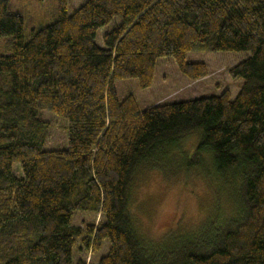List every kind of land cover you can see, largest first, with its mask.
I'll use <instances>...</instances> for the list:
<instances>
[{
  "label": "trees",
  "instance_id": "1",
  "mask_svg": "<svg viewBox=\"0 0 264 264\" xmlns=\"http://www.w3.org/2000/svg\"><path fill=\"white\" fill-rule=\"evenodd\" d=\"M69 2L27 39L22 13L0 0V264H264V0H85L72 12ZM190 51L249 52L229 70L244 80L237 96L145 109L119 97L121 79L150 87L164 56L208 76ZM44 111L65 120V147L47 148ZM195 130L189 164L230 173L241 208L153 242L130 209L136 171ZM79 211L100 221L76 223Z\"/></svg>",
  "mask_w": 264,
  "mask_h": 264
},
{
  "label": "rangeland",
  "instance_id": "2",
  "mask_svg": "<svg viewBox=\"0 0 264 264\" xmlns=\"http://www.w3.org/2000/svg\"><path fill=\"white\" fill-rule=\"evenodd\" d=\"M85 0H70L69 12ZM10 9L22 13L25 21L26 38L34 28L46 26L55 21L59 11V0H10ZM8 37L0 38V53L5 51ZM249 52H203L190 51L189 61L206 62L209 75L193 80L178 67L172 56L160 57L153 84L141 87L138 79L117 81L120 98L134 95L141 109L161 102H178L204 96H211L230 90L236 97L244 82L242 77L230 75V68L249 56ZM43 117L52 123L47 148H63L67 133L65 120L50 111ZM200 130L183 137L179 150L169 153L158 167L140 166L135 174L131 192L130 209L140 231L149 240L159 242L170 232L192 231L200 228L209 218L217 215L229 218L241 208L238 186L234 177L214 170L204 174L196 165H190L194 151L200 141ZM18 168V167H17ZM237 187V188H236ZM76 223L100 221V214L79 211ZM108 252V245L98 253H89L87 261L98 262ZM85 252H83L84 254Z\"/></svg>",
  "mask_w": 264,
  "mask_h": 264
}]
</instances>
